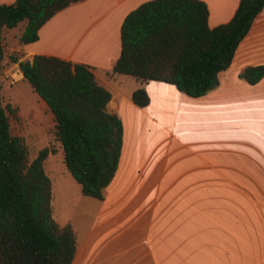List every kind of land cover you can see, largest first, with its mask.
<instances>
[{
	"label": "crops",
	"instance_id": "0c3cea01",
	"mask_svg": "<svg viewBox=\"0 0 264 264\" xmlns=\"http://www.w3.org/2000/svg\"><path fill=\"white\" fill-rule=\"evenodd\" d=\"M145 1L73 2L38 40L13 48L23 60L44 54L87 64L112 94L107 111L123 120L119 167L103 199L85 195L69 170V187L56 188L58 167L45 164L53 217L76 235L73 264H264V77L254 84L240 77L264 64V8L219 85L191 97L167 82L113 72L123 21ZM203 1L215 27L241 0ZM4 45L3 37L10 56ZM140 86L150 96L144 107L132 100ZM29 111L47 131L54 114L40 95Z\"/></svg>",
	"mask_w": 264,
	"mask_h": 264
},
{
	"label": "trees",
	"instance_id": "16d2710c",
	"mask_svg": "<svg viewBox=\"0 0 264 264\" xmlns=\"http://www.w3.org/2000/svg\"><path fill=\"white\" fill-rule=\"evenodd\" d=\"M81 0H16L0 4V44L4 27L27 25L20 43L39 39L40 28L57 12ZM264 8V0H241L227 22L211 27L203 0H148L125 17L121 54L113 72L142 82L158 80L200 97L219 85L221 73L232 64L236 50ZM0 46V77L2 73ZM23 76L51 108L64 162L85 195L103 199L113 180L123 149L124 125L107 111L110 90L101 85L90 66L58 56L36 54L20 59L12 54ZM240 77L257 83L264 64L248 66ZM0 84V264H73L77 250L71 225L53 217L52 182L45 147L30 159L23 137L11 130L10 104L3 103ZM144 107L150 96L144 86L132 93Z\"/></svg>",
	"mask_w": 264,
	"mask_h": 264
},
{
	"label": "rangeland",
	"instance_id": "374dc122",
	"mask_svg": "<svg viewBox=\"0 0 264 264\" xmlns=\"http://www.w3.org/2000/svg\"><path fill=\"white\" fill-rule=\"evenodd\" d=\"M27 25V21L23 20L17 26L10 28L8 33H2L5 45L4 52L20 56L19 52L14 51L20 44V35ZM3 42V40H2ZM14 51V52H13ZM3 53V51H2ZM4 54V53H3ZM1 55L2 73L0 77L1 95L5 105L10 104L12 112H9L12 132L24 138L28 148L30 159L35 158L38 152L49 147L53 151L47 157L46 169L51 172V165L58 167L56 175L52 181L56 188L61 186L69 187L67 174L68 169L63 162V147L61 141L57 137L56 121L53 115H50L47 124V131H40V125L33 120V115L29 109L36 104V98L39 94L34 90L31 83L26 79L17 63L11 60V55ZM45 124V122H44ZM53 159V161H51ZM68 177V178H67Z\"/></svg>",
	"mask_w": 264,
	"mask_h": 264
}]
</instances>
